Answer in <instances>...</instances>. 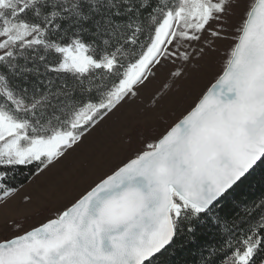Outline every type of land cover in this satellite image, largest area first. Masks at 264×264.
I'll return each mask as SVG.
<instances>
[{
	"label": "rangeland",
	"instance_id": "374dc122",
	"mask_svg": "<svg viewBox=\"0 0 264 264\" xmlns=\"http://www.w3.org/2000/svg\"><path fill=\"white\" fill-rule=\"evenodd\" d=\"M181 1L108 100L80 112L69 132L29 140L27 123L0 111V165L47 159L29 182L0 192V242L59 218L104 178L155 148L224 73L257 0ZM7 9L14 10L12 0H0V18ZM7 20L0 31V57L17 43L42 41L40 27ZM58 49L63 70L113 66L111 58L96 61L80 42ZM192 207L176 195L172 212ZM252 254L250 246L231 263L245 264Z\"/></svg>",
	"mask_w": 264,
	"mask_h": 264
},
{
	"label": "water",
	"instance_id": "95a60500",
	"mask_svg": "<svg viewBox=\"0 0 264 264\" xmlns=\"http://www.w3.org/2000/svg\"><path fill=\"white\" fill-rule=\"evenodd\" d=\"M264 158V0L224 73L159 141L59 218L0 242V264H144L172 244L175 195L207 210Z\"/></svg>",
	"mask_w": 264,
	"mask_h": 264
},
{
	"label": "trees",
	"instance_id": "16d2710c",
	"mask_svg": "<svg viewBox=\"0 0 264 264\" xmlns=\"http://www.w3.org/2000/svg\"><path fill=\"white\" fill-rule=\"evenodd\" d=\"M12 2L14 10L7 9L0 18V31L7 19L44 31L41 42L17 43L0 57V111L27 123L29 140L69 132L80 112L106 102L152 44L167 13H175L182 4L181 0ZM76 42L87 46L96 61L111 58L112 68L60 69L63 53L58 48ZM46 160L0 165V192L29 182ZM173 217L172 244L144 264H240L231 260L250 246L252 258L245 264H264V158L209 209L192 207Z\"/></svg>",
	"mask_w": 264,
	"mask_h": 264
},
{
	"label": "bare ground",
	"instance_id": "6f19581e",
	"mask_svg": "<svg viewBox=\"0 0 264 264\" xmlns=\"http://www.w3.org/2000/svg\"><path fill=\"white\" fill-rule=\"evenodd\" d=\"M175 197H176V195H175Z\"/></svg>",
	"mask_w": 264,
	"mask_h": 264
}]
</instances>
